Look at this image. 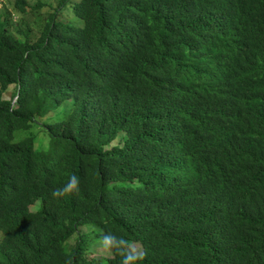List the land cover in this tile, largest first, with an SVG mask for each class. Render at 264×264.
Segmentation results:
<instances>
[{
	"label": "trees",
	"instance_id": "trees-1",
	"mask_svg": "<svg viewBox=\"0 0 264 264\" xmlns=\"http://www.w3.org/2000/svg\"><path fill=\"white\" fill-rule=\"evenodd\" d=\"M72 10L0 13V264H264V0Z\"/></svg>",
	"mask_w": 264,
	"mask_h": 264
},
{
	"label": "rangeland",
	"instance_id": "rangeland-1",
	"mask_svg": "<svg viewBox=\"0 0 264 264\" xmlns=\"http://www.w3.org/2000/svg\"><path fill=\"white\" fill-rule=\"evenodd\" d=\"M58 1L62 3V0H26L25 11H19L16 5V0H0V13L9 12L10 17L13 21L12 26L18 25L19 31L15 30L19 38H22L23 32L29 30L32 36H37L38 31L44 26V23L47 19L48 13L57 10ZM67 4L63 3L59 6L61 8L62 14L67 15L65 19H68L69 22H80V18L77 17L71 8V2L73 0H66ZM70 6V7H69ZM4 16V15H3ZM58 19H63L58 14ZM55 19V18H54ZM9 28L12 27L9 25ZM22 35V36H21ZM13 84L9 85L4 91V97H11L12 92L14 91ZM63 105L59 106L56 110H53L51 115L59 112ZM48 117H44L43 120H46ZM43 120H38L37 122H42ZM33 122L32 126L28 129L27 134H35L36 136V146L41 145L44 147L46 144L49 134L43 129L40 124ZM115 141V140H113ZM39 205V200H36L34 204L30 205L31 209L37 208ZM94 247V245L92 246ZM130 250L133 253H137L140 250L138 243L134 242L130 245ZM109 255L108 247L105 245L97 244L95 249L91 252V255L99 256Z\"/></svg>",
	"mask_w": 264,
	"mask_h": 264
},
{
	"label": "clouds",
	"instance_id": "clouds-1",
	"mask_svg": "<svg viewBox=\"0 0 264 264\" xmlns=\"http://www.w3.org/2000/svg\"><path fill=\"white\" fill-rule=\"evenodd\" d=\"M73 1H74V0H73ZM73 1L71 2V8H72V3H73ZM62 3H63V5H66V4H67V1L64 0V1H62ZM62 3H61V4H62ZM61 4H59V1H58V5L56 6V7H57V10H56V11H52V12H56V13L53 15V19H54V18H55V19H58V18H59V17H58V14H59V16H61L63 19H65V17H67V15L62 14L61 8H59V6H60ZM69 7H70V6H69ZM72 11H73V10H71V12H72ZM49 13H50V12H49ZM49 13H48V16H49ZM48 16H47V18H48ZM113 142H116V139H115V141H112V143H113ZM78 190H79V180H78L77 177L72 176V177L70 178V180H69V183L65 186V188H64V189H57V190L53 193V195H54V196H55V195H63V194H65V193H69V192H71V191H78ZM103 243H104L103 245H105V247H108L109 252H110L109 255H104V256H111L113 253L111 252V249L109 248V246H111V245H113L114 243H116V241H115V237H112V236H106V237H104V241H103ZM125 243H126L125 241L121 240V241L118 242L117 246L119 247L120 245H123V244H125ZM132 243H134V242H132ZM132 243H129V244L127 245V250H128L132 255H136V254L140 253V252L142 251V246H141V244H140L139 242L136 241V243H138L139 246H140V250H139L137 253H133V252L130 250V245H131ZM100 255H102V254H100ZM121 255H122V257H123V264H133V262H134L136 259H142V256H141V257H136V256H132V255H127L123 249H121Z\"/></svg>",
	"mask_w": 264,
	"mask_h": 264
}]
</instances>
